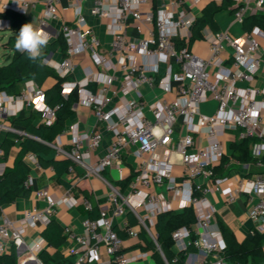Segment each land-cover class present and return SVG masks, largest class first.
Instances as JSON below:
<instances>
[{"label":"built area","instance_id":"1","mask_svg":"<svg viewBox=\"0 0 264 264\" xmlns=\"http://www.w3.org/2000/svg\"><path fill=\"white\" fill-rule=\"evenodd\" d=\"M199 1L71 0L75 21L70 24L62 15V0H45L40 25L46 26L50 20L61 21L59 35L66 44L63 58L48 62L49 65L61 77L68 78L76 68L73 57L87 53L95 66L109 74L107 82L95 92L86 89L91 78L80 83L68 78L63 85L64 97L67 99L77 89L78 102L92 108L104 130L114 136L106 153L96 160L92 158L93 153L104 139L100 129L87 133L71 125L65 130L72 133L71 150L64 149L58 140L49 144L58 156L72 160L70 173L79 165L88 177L103 178L102 172L112 166L122 170L120 160L129 146L137 148L140 165L126 188L108 183L106 204L99 206L96 218L89 215L94 203L88 196L76 198L68 190L63 196L55 197L46 188L39 189L36 194L46 201L44 208L28 210L19 221L1 216L0 255L7 253L11 246L18 247L25 242L26 228L47 225L62 205L73 208L82 204L87 211L81 233L65 228V233L74 241L68 253L76 257L75 264H131L150 256V251L141 247L132 253L125 251V239L116 229L115 218L125 219L124 232L128 238L141 240L143 231L161 252L164 264H181L178 256L171 260L165 256L156 229L158 215L174 210L173 201L178 202L179 209L193 207L195 211L191 226L173 231L174 247L185 253L193 246L207 256L212 255V264H232L226 261L228 243L217 222V208L209 198L212 192L221 194L227 203L247 195L249 217L264 230V149L259 156L252 154L256 145H264V85L256 84L264 67V48L259 39L264 32L259 26L240 35L230 30L208 29L206 56L186 46L179 48L178 41L188 44L192 36L197 18L190 7ZM86 2L91 3L89 13L107 23L112 40L106 53L100 50L102 41L88 23ZM33 3L34 0L9 3L0 0L5 10L23 15ZM252 6L262 9L264 0H234V22L243 25ZM118 72L122 77L114 90ZM144 86L176 92L178 97L148 102L142 90ZM44 94V89L34 81H27L19 95L0 91V128L15 130L7 121L25 106L41 111L43 123L53 124L60 106H48ZM208 100L217 102L212 115L201 112L200 104ZM177 124H181L183 132L176 140L175 135L180 132ZM228 132L235 133L237 140L258 138L250 149L260 171L244 176L218 172L227 156L223 137ZM27 157L41 166L35 154L29 153ZM175 157L182 167L179 174L173 171ZM4 167L1 163L0 174ZM24 184L31 187L30 175ZM166 193L173 197L168 198ZM108 204L113 206V213ZM130 213L137 221L135 225L126 219ZM43 243L44 238L40 237L31 247L40 251ZM101 249L108 254L107 261H101Z\"/></svg>","mask_w":264,"mask_h":264},{"label":"crops","instance_id":"2","mask_svg":"<svg viewBox=\"0 0 264 264\" xmlns=\"http://www.w3.org/2000/svg\"><path fill=\"white\" fill-rule=\"evenodd\" d=\"M11 1L12 0H4V2H8V3ZM70 1L71 0H62L61 12L65 21L72 24L75 21V10L70 6ZM223 2L224 0H200L198 3H196V5L191 6L190 9L195 14L196 18H198L203 15L204 11L207 10L212 3L221 5ZM90 6L91 3L86 2L85 14L88 18V23L102 41L100 50L106 53L109 50L111 43L110 35L108 34L106 28L107 23L105 20H101L100 18L91 15L88 10ZM44 10H45V0H34V3L29 6V9L24 16H26L29 23H32L36 28H39L42 31L47 32L48 34L51 35L52 39L49 42V44H51L59 36V31L61 29V21L50 20L46 26H41L39 19L42 16ZM5 11L8 10H5L0 4V12H5ZM250 15H264V8L258 9L257 7L252 6ZM9 26H10V21L8 18L0 20V29H1L0 38L4 41L3 42L4 44L7 43L10 35L13 34L12 31L9 29ZM254 26H259L264 32V26L262 25L260 26L257 24H254ZM208 29H211L213 31L230 30L235 35H240L248 31V29L244 28V25H238L236 22H234L231 6L228 9L219 11L213 16L212 23L207 24L203 28L202 38L196 40L191 46V49L200 56H206L208 54V43L205 40V32ZM259 39L262 47L264 48V35H261ZM44 51L46 52L43 54V63L47 65H49L48 62H59L65 55V53L61 50L60 47L54 50L46 48L44 49ZM5 52L6 50H4L3 53ZM3 61L4 59H0V64H2ZM73 61L76 64V68L73 74L69 77V80L80 83V82H87L88 81L87 79L91 78V80L87 82V86H86L87 90L95 92L99 90V88L103 84H105L109 79V74L103 71L102 69L98 68L97 66H95L90 56L87 53L74 56ZM116 75L118 79L112 86L114 90H117L119 79H121L122 77L121 72H118ZM28 81H33V80H28ZM26 82H24L22 89L24 88ZM53 82H54L53 79H48L47 83L45 84V87L49 88V86H51ZM256 84L260 86L264 85V67L262 68L260 75L256 79ZM159 90H160L159 92H154L153 94L154 100L162 99V98L174 99L178 97L176 92L172 93V92H166L162 89ZM73 109H74L73 114L67 119L66 128L63 130V132H61L58 135V137L54 141L58 140V142L61 144V146L64 149L71 150L72 133L69 131H65L71 125H76L80 132H87V133H92L100 129L104 134V139L101 143V146L93 153L92 158L96 160L97 158L103 156L106 153L109 145L114 139V136L112 133L104 130L103 125L98 122L92 108L78 102ZM22 110H26L27 112H30L37 109L32 108L31 106H25ZM37 122L38 123L42 122V120L40 119V121ZM7 123L11 125V122L9 120L7 121ZM177 128L180 132L175 135L176 140L182 135L183 132L181 124H177ZM15 130L25 132L19 130L18 128ZM8 132H9L8 130L0 128V144L3 142ZM223 139L227 147V156L224 158L225 162L223 160L224 165L219 167V169L221 168L223 170L222 174L244 176V175H251L257 171H260L254 164V162L241 163L233 158L231 146L235 141H238L235 133L228 132L227 134L224 135ZM19 148H20L19 142H17L16 145L13 147L7 161H5L4 158H2V151L0 150V164L1 163L4 164L5 167L7 166V164H12L17 153L19 152ZM29 153H33V152H29ZM28 154L25 156V162L30 167L29 175L32 177V185L29 188H31L32 192L29 197L27 198L20 197L16 199L14 202L6 204L2 207L1 216H7L13 221H19L20 219L23 218L24 214L28 210L34 207L44 208L47 205L46 201L44 199H40L36 194L37 191L41 188H46L49 191V193L55 197H61L68 190H71L74 196L76 198H79L80 195H85L83 191H86L89 195H91L92 198L91 200L93 201V203L97 204L99 208V206H101L102 204H106L107 195L110 190L108 183L118 188H126V186H124L125 183H127V181L129 182L130 178L136 173L140 165V159H141L137 154V148L135 146H129L123 152L120 160L121 161L120 165L122 167V170H119L116 166H112L110 168L105 169L102 172L103 178H100L98 176H91V177L86 176L85 170L81 165L76 167L74 173H70L68 169V171L64 175L58 176V174L56 173L53 167H43L41 164L40 167L36 166V164L32 163L28 159L27 157ZM49 157H53L56 159L68 158L65 156H58L53 147H52V153L49 155ZM248 163L249 166L244 167V165ZM181 170L182 167L176 158V162L173 165V171L176 174H179L181 173ZM114 174H116L117 177H115ZM157 191L161 192L162 190L159 191V189H157ZM166 196L168 198H172L173 194L166 193ZM209 198L217 208V222L220 229L222 230V227L224 226L228 229V231L231 234L229 238L227 237V233H225L222 230L228 245H230L231 243L232 245L238 246L240 248H244L246 242L252 240L258 233L264 234V230L261 231L259 229V224L254 222L249 217L248 214L249 201L247 195L245 194L241 195L233 203H227L223 198V196L217 192H212L209 195ZM173 205H174V210H170V211L181 212L185 209V208L179 209L178 208L179 205L177 201H173ZM108 207L110 213H113V206L108 204ZM86 215H87V211L84 209L82 204H79L73 208H70L67 205H62L58 208L57 213L53 216V218L57 219L64 226V237H65V243L59 250H56L54 247L50 246L46 240H44L42 249L40 251H35L32 249L31 246L33 245V243H35L40 237L43 238V231L46 228V225H40L33 228L31 227L26 228L23 233L25 242L18 247L11 246L8 252H10L12 248L15 249V253L17 256V264H75L76 257L71 256L68 253V250L73 245L74 241L71 238H69V236L65 233V228L70 227L76 233H81L83 231L82 222ZM115 219H116L115 220L116 229L118 231L124 232L125 219L124 218H115ZM126 219L129 221L128 215L126 216ZM124 239H125L124 249L129 253H132V251H135L141 245L145 246L144 243L142 242V239L136 240V239L128 238L127 236L124 237ZM147 250H149L151 253L148 258L141 259L131 264H163L164 260L160 251L156 250L158 253H155V251H153L151 248H147ZM171 250L174 255H179L181 264H205L206 261L207 264H212V261L214 260V257L212 255L207 256L206 254L200 252L193 246L192 248H189L188 251L185 253L179 252L177 248L174 247V245L172 246ZM44 257L45 258L47 257L46 263L44 262ZM100 259L101 261H107L109 259V256L104 249H101L100 251ZM243 259L245 261V264H264V240L262 242L260 249L256 253L245 254L243 256ZM226 261L232 264H237V262H235L231 257H227Z\"/></svg>","mask_w":264,"mask_h":264},{"label":"trees","instance_id":"3","mask_svg":"<svg viewBox=\"0 0 264 264\" xmlns=\"http://www.w3.org/2000/svg\"><path fill=\"white\" fill-rule=\"evenodd\" d=\"M233 4L234 0H224L221 5L212 3L210 7L204 11L203 15L197 18L193 26L189 43L185 44L178 41V47L181 48L186 46L191 49L192 44L196 40L202 38V30L207 24L212 23L213 16L221 10L228 9L230 6L232 9ZM5 18L9 19V29L13 34L10 35L7 43H5L6 52L2 56L4 61L0 64V91H4L10 95H19L24 82L33 80L44 89L46 104L50 107L59 105L60 108L57 109V118L51 125L37 122L40 121L42 117V112L39 110L30 112L22 110L17 115L9 118L13 128L25 131L27 135H21L18 132L10 131L0 144L2 158H4L5 161L8 160L17 142H19L20 146L19 152L13 163L7 164L4 172L0 174V216L2 215V207L4 205L12 203L20 197L27 198L32 192L31 188L26 187L24 184V181L30 174V167L25 162V156L29 152H33L37 155L43 167H53L58 176H62L68 171L69 167L72 165V160L69 158L56 159L49 157L52 153V147L47 143H53L58 135L63 132L66 128L67 119L73 114V108L79 101L77 89H74L67 99L62 93L63 85L69 77H61L53 67L44 64L43 56L40 61L33 63L27 59L26 54H22L15 49V40L20 28L25 23H29L26 16L11 10L0 12V20ZM254 24L264 26V15H249L243 23L244 28L248 29V31L253 28ZM59 47L65 53L66 44L61 34L46 48L54 50ZM45 52L46 51L43 50V54ZM41 62L43 66H41ZM48 79H53L54 82L49 88H46L45 84ZM257 140L258 138L252 137L235 141L231 146L233 158L241 163L254 162L255 159L252 157L250 147L251 144ZM223 165L224 163L221 164V166ZM217 170L219 173H223L221 168ZM127 183H125L124 186H126ZM83 193L92 199L91 195L86 191H83ZM89 215L92 218L98 217L99 208L97 204H94V209ZM128 216L130 225H135L137 221L133 214L130 213ZM194 220L195 214L193 207H187L181 212L166 211L158 215L156 229L159 233V243L169 260L175 256L179 257V255H174L171 250L174 245L172 238L173 231L181 226H191ZM222 230L227 233V237L230 238L231 234L228 229L223 226ZM118 232L122 237L127 236L123 231ZM140 237L145 245H141V248H151L155 253H158L154 243L147 238L143 231L140 233ZM43 238L50 246L59 250L65 243L64 226L57 219L52 218L43 231ZM263 240L264 234L258 233L252 240L246 242L244 248L230 243L231 246L228 245L226 251V258L231 257L237 264H245L243 256L245 254L256 253L260 249ZM189 248H192V246ZM44 262H47V257H44ZM0 264H17V256L14 248H12L10 252L0 255Z\"/></svg>","mask_w":264,"mask_h":264},{"label":"clouds","instance_id":"4","mask_svg":"<svg viewBox=\"0 0 264 264\" xmlns=\"http://www.w3.org/2000/svg\"><path fill=\"white\" fill-rule=\"evenodd\" d=\"M51 39V35L47 32L36 28L32 23H25L16 37L15 49L22 54H26L27 59L36 63L41 60L43 50L49 45ZM41 66H43L42 62ZM261 149H264V145H256L252 154L259 156Z\"/></svg>","mask_w":264,"mask_h":264},{"label":"rangeland","instance_id":"5","mask_svg":"<svg viewBox=\"0 0 264 264\" xmlns=\"http://www.w3.org/2000/svg\"><path fill=\"white\" fill-rule=\"evenodd\" d=\"M240 25V24H238ZM110 39L112 40V37L110 35ZM4 41L0 38V59H2L3 56V52L5 50V44L3 43ZM146 99L148 102H152L154 100L153 98V94L154 92H159V89L151 90L148 86H144L142 87ZM150 91V93H149ZM200 108H201V112L204 114H208V115H212L215 113L216 108H217V102L215 100H208V101H204L200 104ZM145 111L148 113V115L151 117V114L148 112V108L145 109ZM110 168V167H109ZM115 177H117L116 174H114ZM159 191H161V189H159Z\"/></svg>","mask_w":264,"mask_h":264},{"label":"water","instance_id":"6","mask_svg":"<svg viewBox=\"0 0 264 264\" xmlns=\"http://www.w3.org/2000/svg\"><path fill=\"white\" fill-rule=\"evenodd\" d=\"M9 132L11 131V132H17V131H15V130H13V129H11V130H8ZM48 145H50L49 143H47Z\"/></svg>","mask_w":264,"mask_h":264}]
</instances>
